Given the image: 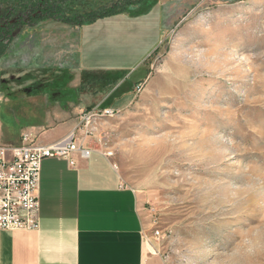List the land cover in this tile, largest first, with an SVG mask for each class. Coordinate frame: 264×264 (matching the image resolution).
Masks as SVG:
<instances>
[{
    "label": "rangeland",
    "instance_id": "rangeland-1",
    "mask_svg": "<svg viewBox=\"0 0 264 264\" xmlns=\"http://www.w3.org/2000/svg\"><path fill=\"white\" fill-rule=\"evenodd\" d=\"M157 1L138 5L153 11L142 34L135 26L104 42L98 29L100 54L92 48L83 85L105 93L117 84L102 106L122 109L90 137L145 198L144 254L163 264H264V0ZM99 2L79 0L66 12ZM13 7L0 0V14ZM61 29L50 21L21 28L1 67L26 66L31 52L46 58L39 48H58L51 37ZM68 66L76 71L74 58ZM57 71L47 69V85L71 78L70 68ZM128 91L131 103H112Z\"/></svg>",
    "mask_w": 264,
    "mask_h": 264
},
{
    "label": "crops",
    "instance_id": "crops-1",
    "mask_svg": "<svg viewBox=\"0 0 264 264\" xmlns=\"http://www.w3.org/2000/svg\"><path fill=\"white\" fill-rule=\"evenodd\" d=\"M161 3L158 0L155 8ZM138 8L137 5L132 9L134 14L126 12L79 27L51 20L41 22L62 26L64 34L51 37L60 44L58 48L47 45L50 41L39 48L46 58L40 59L31 52V62L26 66L14 64L4 69L0 65V147L20 146L23 134L51 145L75 131L79 114L85 109L98 105L112 108L102 104L116 92L117 84L99 93L83 85V74L93 69L91 62L96 50L99 56L98 44L103 39L113 41L114 34L129 35L135 26H141L137 30L142 34L144 24L150 30L148 23L153 11H148V7L141 12ZM100 26L105 28L103 39L99 37ZM72 28L81 33L72 36ZM5 53L6 50L0 60ZM71 58L76 61L75 72L72 65L68 66ZM60 65L70 68L71 78L64 85H47V69L58 72ZM41 69L44 74L39 75ZM103 69L113 71L109 66ZM34 73L36 78L32 77ZM131 92H123L112 103L127 106L131 100L125 99ZM95 132L98 137V128ZM75 138L76 143L90 150L89 155L82 158L72 153L73 165L66 158L41 162L38 227L33 231L0 230V264H163L159 256L144 254V196L124 183L111 159L98 147V141L83 138L79 130Z\"/></svg>",
    "mask_w": 264,
    "mask_h": 264
},
{
    "label": "built area",
    "instance_id": "built-area-1",
    "mask_svg": "<svg viewBox=\"0 0 264 264\" xmlns=\"http://www.w3.org/2000/svg\"><path fill=\"white\" fill-rule=\"evenodd\" d=\"M141 89V84H137L133 91L139 93ZM119 113V110L112 108L94 106L79 114L75 131L61 141L44 145L30 135L23 134L20 146L0 147V230H36L41 162L47 158H66L73 165L72 153H77L82 158L87 157L90 150L75 142L76 130L81 132L83 138L90 137L98 120L112 118ZM112 155V151L104 152L107 158Z\"/></svg>",
    "mask_w": 264,
    "mask_h": 264
},
{
    "label": "trees",
    "instance_id": "trees-1",
    "mask_svg": "<svg viewBox=\"0 0 264 264\" xmlns=\"http://www.w3.org/2000/svg\"><path fill=\"white\" fill-rule=\"evenodd\" d=\"M5 1V0H4ZM14 5L12 12L0 14V55L7 44L25 26H34L44 21H54L79 27L99 20L132 13V9L144 0H99L96 8L82 13L67 14V9L79 0H6ZM155 4V3H153ZM15 16V17H14Z\"/></svg>",
    "mask_w": 264,
    "mask_h": 264
}]
</instances>
